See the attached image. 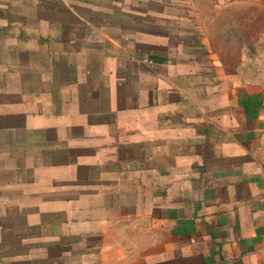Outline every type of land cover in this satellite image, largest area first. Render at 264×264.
I'll use <instances>...</instances> for the list:
<instances>
[{
	"label": "crops",
	"instance_id": "obj_1",
	"mask_svg": "<svg viewBox=\"0 0 264 264\" xmlns=\"http://www.w3.org/2000/svg\"><path fill=\"white\" fill-rule=\"evenodd\" d=\"M237 3L0 0V264H264Z\"/></svg>",
	"mask_w": 264,
	"mask_h": 264
},
{
	"label": "rangeland",
	"instance_id": "obj_2",
	"mask_svg": "<svg viewBox=\"0 0 264 264\" xmlns=\"http://www.w3.org/2000/svg\"><path fill=\"white\" fill-rule=\"evenodd\" d=\"M224 14V36L235 38L226 43L234 49L235 66L246 73V80L264 86V5L237 3L233 11L228 9Z\"/></svg>",
	"mask_w": 264,
	"mask_h": 264
}]
</instances>
